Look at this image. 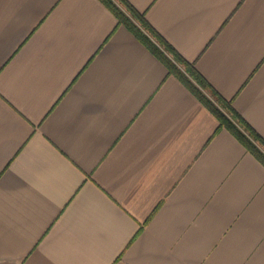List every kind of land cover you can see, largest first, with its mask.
<instances>
[{
	"label": "crops",
	"instance_id": "crops-1",
	"mask_svg": "<svg viewBox=\"0 0 264 264\" xmlns=\"http://www.w3.org/2000/svg\"><path fill=\"white\" fill-rule=\"evenodd\" d=\"M264 140V0H127ZM0 264H264V165L99 0H0Z\"/></svg>",
	"mask_w": 264,
	"mask_h": 264
},
{
	"label": "trees",
	"instance_id": "trees-1",
	"mask_svg": "<svg viewBox=\"0 0 264 264\" xmlns=\"http://www.w3.org/2000/svg\"><path fill=\"white\" fill-rule=\"evenodd\" d=\"M117 20L176 77L217 120L218 127L226 129L242 146L264 165V140H262L231 104L219 96L196 71L193 63L184 59L149 24L127 0H99Z\"/></svg>",
	"mask_w": 264,
	"mask_h": 264
}]
</instances>
